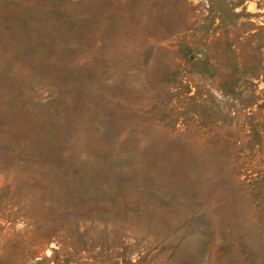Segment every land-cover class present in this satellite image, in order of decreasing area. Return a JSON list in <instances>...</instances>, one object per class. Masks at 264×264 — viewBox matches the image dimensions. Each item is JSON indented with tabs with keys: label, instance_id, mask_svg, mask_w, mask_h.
<instances>
[{
	"label": "rangeland",
	"instance_id": "rangeland-1",
	"mask_svg": "<svg viewBox=\"0 0 264 264\" xmlns=\"http://www.w3.org/2000/svg\"><path fill=\"white\" fill-rule=\"evenodd\" d=\"M0 264H264V0H0Z\"/></svg>",
	"mask_w": 264,
	"mask_h": 264
}]
</instances>
